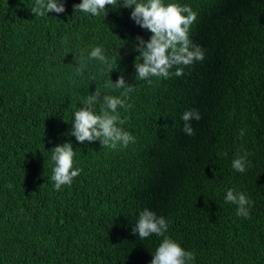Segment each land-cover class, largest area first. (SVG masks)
<instances>
[{"label":"trees","instance_id":"trees-1","mask_svg":"<svg viewBox=\"0 0 264 264\" xmlns=\"http://www.w3.org/2000/svg\"><path fill=\"white\" fill-rule=\"evenodd\" d=\"M60 2L64 13L40 17L35 0H0V264H149L163 237L132 232L144 208L192 264H264V0H163L197 13L190 36L205 59L151 83L136 77V37L151 34L131 8L92 16ZM98 45L107 63L89 59ZM121 75L135 143H79L74 111L97 89L121 96ZM188 109L201 116L193 136L181 131ZM65 142L81 171L57 191L51 156ZM244 152L250 166L236 172ZM230 188L251 199L248 218L225 202Z\"/></svg>","mask_w":264,"mask_h":264},{"label":"clouds","instance_id":"clouds-1","mask_svg":"<svg viewBox=\"0 0 264 264\" xmlns=\"http://www.w3.org/2000/svg\"><path fill=\"white\" fill-rule=\"evenodd\" d=\"M116 3L117 0H80V3L73 5V11L100 16L101 13H106L108 6ZM121 6L131 8V19L151 34L147 40L136 37L137 44L134 49L143 60L142 63L136 61L134 64L136 77L139 79H147L151 83V77L167 79L172 74L180 77L185 74L186 67L205 59L204 49L194 43L190 36L197 13L189 5L165 4L163 0H122ZM31 12L40 17L47 12L64 13L65 5L60 0H35ZM93 58L102 64L107 63L103 48L99 45L93 47L89 53V59ZM85 67L84 61L81 60L76 67L77 74H82ZM173 69L174 73L171 71ZM111 86L123 89V99L121 96L112 95L101 97L97 89L84 99L82 107L74 111L71 135L79 143L99 140L102 146L111 149L126 148L130 143H135V137L121 127L125 121L121 119L118 111V108L126 107L125 101L133 88L131 84L126 83L123 75L119 76L115 83L112 82ZM97 104L100 105L99 113L94 107ZM193 119H201L197 109H188L181 115L184 122L181 131L188 136L195 135V129L191 126ZM74 155L71 142L58 144L53 148L51 159L54 161V167L51 179L54 181L55 190L59 191L64 185H71L73 179L79 176L81 169L73 167ZM247 156L246 152L238 153L232 160L231 166L236 172L243 173L246 167L250 166ZM224 199L226 203L237 206V216H250L252 201L245 193L230 188ZM168 224L165 217L144 208L139 212L132 232L138 233L141 240L152 234L163 237L149 264H192L195 254L165 235Z\"/></svg>","mask_w":264,"mask_h":264}]
</instances>
